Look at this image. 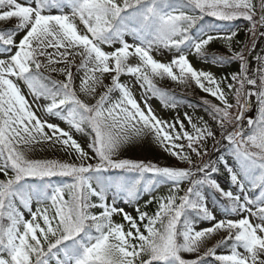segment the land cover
Masks as SVG:
<instances>
[{"label": "snow or ice", "instance_id": "1", "mask_svg": "<svg viewBox=\"0 0 264 264\" xmlns=\"http://www.w3.org/2000/svg\"><path fill=\"white\" fill-rule=\"evenodd\" d=\"M208 17L243 18L255 36L264 0H0V264H264V60L251 69L236 32L213 34ZM193 56L238 71L217 78ZM165 79L215 98L214 125L157 115L151 97L176 103ZM148 142L187 167L119 158ZM161 185L153 212L120 206Z\"/></svg>", "mask_w": 264, "mask_h": 264}, {"label": "rangeland", "instance_id": "2", "mask_svg": "<svg viewBox=\"0 0 264 264\" xmlns=\"http://www.w3.org/2000/svg\"><path fill=\"white\" fill-rule=\"evenodd\" d=\"M254 2H257V0H254ZM258 18V16H257ZM239 20V21H237ZM227 23H230L232 26L233 24H238L237 28L235 29L236 36L232 41V46L235 50H241L243 49L245 52L246 57L251 53V49H253L255 42L262 37L261 32L264 31V29H259L257 30L255 36L249 31L251 24L249 21L239 18L233 21H224ZM224 34H230L227 31L224 33H220L218 35H224ZM19 37H17V40ZM212 52L217 53L218 55H229L228 50L226 45L222 41H215L211 45ZM157 59H160L162 61H167L169 58V54L166 49L163 50V54H157L156 55ZM259 58V59H258ZM192 60V63L194 66L197 68H205L206 70H211L217 78H220L222 76H225L226 74H230L232 72L238 71L239 67V62H232L227 63V67L231 66L230 68H227L225 66L221 67L219 65H213V64H208L204 60H201L199 58H196L195 56L190 57ZM261 60H264V52L260 54L259 51L255 53V56L253 57L252 61L254 63L253 69H255L258 64L261 62ZM54 77L62 80L64 77L58 73H53ZM121 83L129 85L133 92L135 97L139 100L141 96L143 95V90L135 83V78L130 77L128 75H122L121 78ZM75 86L78 88L79 87V80H76ZM104 83L109 84L110 83V77L107 75L104 78ZM158 85H161L163 87H168L170 90H175L179 92H183L184 95H188L189 98H192L195 100H199L201 103H203V99H209L213 103H219L218 101L215 100V98L209 96L208 94L202 92L199 88H197L194 84L189 87V86H184V85H178L172 81H169L167 79L163 81H158ZM25 92H27V89H24ZM103 91L102 88H98V92ZM114 98L118 93L113 94ZM31 99V97H28ZM84 99H88L90 102L94 103L95 101L92 100L90 97L85 98L82 96ZM231 102H235L232 100ZM149 103L152 105L154 110L156 111L157 115L160 117L168 120L169 122H172L174 119L179 117L181 120H184V114L188 113L189 116L193 118V122H198L200 118H203L204 121H207L209 124L214 125V121L212 120L211 117L208 116V114L202 109V108H193V107H182L177 108V107H165L161 105L160 100L157 97H151L149 100ZM185 125L187 126V121L184 120ZM63 127H66V125H62ZM190 130V127H189ZM78 142L84 146V141L87 139V137L81 133H76L75 137ZM217 139H219V134L217 133ZM216 145L214 146V141L209 139L206 144L207 151L211 153L215 149ZM88 150V149H86ZM90 151V150H88ZM33 158H64L63 153H53L51 151L49 152H40L39 149H37L36 153L32 154ZM119 158L121 159H133V160H144L145 162L151 161V162H159L161 165H172V164H177L179 163L176 161L175 158L169 156L167 153H164L162 149L158 148L154 144H151V142L145 143V144H139V145H132L127 148V150L122 151L119 154ZM207 157H205L206 159ZM193 159L195 162H198V158L193 156ZM179 166L181 167H187L186 164L179 163ZM221 182V181H220ZM223 184V182H221ZM163 185L158 186L156 190H154L152 193H149L148 191H144V196H151L153 193L156 191L163 189ZM257 195L259 193H256ZM120 206L124 207L127 212H131L134 208L133 207H127L126 203L123 202V199L121 198L120 200ZM205 226H207V222H205ZM220 237L217 236L216 238L212 239L209 241L208 246H211L216 242V239H219ZM185 258H193L190 254H184Z\"/></svg>", "mask_w": 264, "mask_h": 264}, {"label": "trees", "instance_id": "3", "mask_svg": "<svg viewBox=\"0 0 264 264\" xmlns=\"http://www.w3.org/2000/svg\"><path fill=\"white\" fill-rule=\"evenodd\" d=\"M237 21H239V20H237ZM205 23L207 24V25H210L211 26V28L213 29V33L215 34L216 32H218V31H221V30H226V31H228L229 33L230 32H232V31H235V29L237 28V26H238V24H233L234 26H232L230 23H225V22H222V21H218V20H214L213 18H210V17H208V18H206V21H205ZM206 63H208V64H212L211 63V61H208V62H206ZM231 64V63H230ZM217 65H219V66H221V67H223V66H225V67H227V63H225V64H222V65H220V64H217ZM231 66H228L227 68H230ZM232 68V67H231ZM51 77H52V79H54V80H59V79H57V78H55L54 77V74L52 73L51 74ZM159 87H162V88H164V89H166L167 91H169L173 96H175V98H176V103H175V106L174 107H177V108H182V107H193V108H202L205 112H207V114L209 115V112H208V109H207V106L206 105H204L203 103H201L199 100H195L194 101V99H192V98H189L188 97V95L186 94V95H184V93L183 92H179V91H175V90H170L168 87H163V86H161V85H158ZM158 98V97H157ZM159 99V98H158ZM160 100V99H159ZM160 103H161V105H163V106H165L161 101H160ZM166 107V106H165ZM167 107H172V106H167ZM209 117H211L210 115H209ZM150 178V177H149ZM218 178H220L221 180H223L224 182H226V180H225V177H224V175L223 174H221V175H219V177ZM168 192V187H166L161 193H157L156 195H153V196H160V195H163V194H166ZM140 195V194H139ZM153 196H151V197H148V198H144L141 202H139L138 204L137 203H132V204H130V205H133V206H135V208L137 207V206H139V207H141V209L142 210H146V211H148V212H153L154 210H155V204H152V205H149L148 206V208L147 209H145L144 208V205H145V202L146 201H148V200H150ZM214 206H216V208L219 210L220 209V206L219 205H214ZM130 214H132V215H136V213H135V209H134V211H132ZM117 222H120L121 221V217H119V216H117V217H115L114 218Z\"/></svg>", "mask_w": 264, "mask_h": 264}, {"label": "water", "instance_id": "4", "mask_svg": "<svg viewBox=\"0 0 264 264\" xmlns=\"http://www.w3.org/2000/svg\"><path fill=\"white\" fill-rule=\"evenodd\" d=\"M263 48H264V45L262 46L261 51L263 50ZM254 56H255V51L253 50L247 57V59L249 61V64L252 62V59H253ZM253 105H255V99L254 98L252 100L251 105L249 106V109L245 112V122H246V120L248 118H253L254 119L256 117V115H257V110H256V108ZM217 147H219V145ZM216 149L211 153L213 158H215Z\"/></svg>", "mask_w": 264, "mask_h": 264}, {"label": "bare ground", "instance_id": "5", "mask_svg": "<svg viewBox=\"0 0 264 264\" xmlns=\"http://www.w3.org/2000/svg\"><path fill=\"white\" fill-rule=\"evenodd\" d=\"M250 68L253 69V66L251 65Z\"/></svg>", "mask_w": 264, "mask_h": 264}]
</instances>
